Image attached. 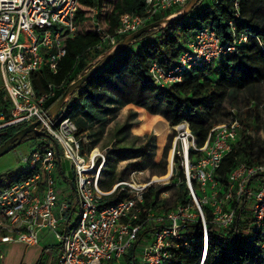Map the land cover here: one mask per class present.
<instances>
[{"label": "built area", "instance_id": "obj_1", "mask_svg": "<svg viewBox=\"0 0 264 264\" xmlns=\"http://www.w3.org/2000/svg\"><path fill=\"white\" fill-rule=\"evenodd\" d=\"M187 2L146 0L141 14L120 15L114 34L103 36L102 41L112 48L157 14ZM78 8L79 0H0V132L38 121L35 129L46 135L21 157L26 175L0 189V244L38 245L40 233L49 230L56 244L43 252L38 264H117L130 248L131 264H167L173 249L197 243L202 249L198 264H203L208 224L216 230L228 229L241 214L254 227L264 261V163L235 165L225 184L217 176L238 140L241 124L235 111L210 130L203 145L186 122L173 127L180 142L179 164L173 167L172 163L169 177L139 182L134 173V178L116 182L109 191L101 184L106 152L87 149V137L78 133L64 108L48 116L46 104L57 87L49 84L47 92L38 94L33 77L42 69L58 72L66 54L65 41L77 31ZM246 41L244 33L222 43L215 31L203 27L187 41L173 68L150 65L152 82L158 88L181 82L184 73L218 61ZM66 161L70 176L61 165ZM58 171L66 180L60 189ZM169 182L176 188L186 184L185 203L168 210L158 208L156 200L145 204L150 188ZM123 191L126 198L116 204L101 203Z\"/></svg>", "mask_w": 264, "mask_h": 264}, {"label": "trees", "instance_id": "obj_2", "mask_svg": "<svg viewBox=\"0 0 264 264\" xmlns=\"http://www.w3.org/2000/svg\"><path fill=\"white\" fill-rule=\"evenodd\" d=\"M145 3L146 0H79L75 19L77 31L65 41L66 54L59 63L58 72L51 74L42 69L33 77V86L38 94L47 92L49 84L57 87L55 96L46 104V111L56 103L77 75L88 67L90 58L94 60L111 49L102 41V37L114 34L120 15H139L145 9ZM262 4L264 0H201L187 16L151 29L124 47L69 98L63 106L66 114L71 116L81 134L94 123L96 114H109L107 108L113 103L112 96L126 103H141L147 97L154 105L160 102L165 105L164 116L170 126L186 122L199 144L203 145L216 125L215 113L226 94L243 91L264 81V26L259 23L256 12ZM180 10L157 14L151 22ZM203 27L215 31L222 43L231 42L234 37L244 33L247 41L236 44L235 52L226 54L218 61L184 73L181 82L169 87H156L149 74L150 65L157 63L167 70L173 68L187 41ZM97 28L100 30L97 31ZM101 45L104 47L101 48ZM2 95L0 99H3ZM18 129L0 132V145ZM42 138L31 133L22 142L33 140L36 143ZM174 162L179 164L177 155L174 156ZM257 162L264 163L252 156L248 139L238 138L217 172L218 180L225 184L227 174L235 165ZM16 171L0 175V189L26 175ZM178 188L180 194L176 197V203H185L186 184L182 182ZM154 192V188L149 189L145 204L152 202L149 198ZM126 196L124 191L114 192L103 198L101 203L116 204ZM208 232L209 242L203 264L264 263L254 227L241 214L230 228L216 230L208 224ZM201 257L200 244L193 243L189 248L173 249L167 264H198ZM132 261L133 248H130L119 263L131 264Z\"/></svg>", "mask_w": 264, "mask_h": 264}, {"label": "rangeland", "instance_id": "obj_3", "mask_svg": "<svg viewBox=\"0 0 264 264\" xmlns=\"http://www.w3.org/2000/svg\"><path fill=\"white\" fill-rule=\"evenodd\" d=\"M256 12L257 17H259V23L264 26V4L259 6ZM98 59L99 57L94 60L90 58L89 61L91 63H88L92 66ZM112 98L113 100L111 101L113 103L107 108L109 114L110 111L119 105L117 104L118 100H122L117 96H112ZM152 103L147 97L144 102H133L132 104L134 105L138 104L145 107L147 112L145 113L144 110L135 107L132 113H138V115H133L134 117L130 116L129 118L132 113L128 112L125 114L123 112L117 119L111 121L110 124H106V126H103L102 121H99V118L105 114L98 113L94 116V126L89 132L90 134H83L87 137L88 142L91 141V144L96 145L99 150L106 152V163L102 173V188L104 190L112 189L116 182L127 180L134 173L137 175L136 178L139 182H146L154 177L163 178L162 176L166 175L168 171L170 156L171 158L173 156V167H177L174 162V156L180 150V142L176 140L177 131L172 126H168L169 123L165 116L159 114L161 117H149V113H156L157 111L161 113V109H165V105L161 102L155 105ZM231 111H235L241 124L238 138L248 139L251 144L252 156L256 160L264 161V81L243 91L227 93L215 113V126L225 123L229 119ZM139 115L141 116L138 117ZM160 121L162 123L166 121L168 124L165 122L164 126H162ZM135 123H139L138 127H134ZM159 125L162 126V130H159ZM124 126L130 128V130L123 129ZM101 128L102 134L100 136L99 129ZM163 129L165 130L163 131ZM88 134L89 136H87ZM30 141L22 142L19 146L0 157V175L16 170L18 174L26 171L25 167L20 164V159L33 148L32 144L34 142L31 143ZM129 149H139L143 153L145 151L153 153L155 150L156 157H159L155 160L156 162L153 161L151 163L146 154L147 152L144 154L141 152L142 155L135 157L130 155L132 152L128 151ZM63 165L68 176H70L69 162H63ZM154 186L155 192L149 199L156 200L158 208L168 210L177 204L176 197L180 194L179 188L174 187L171 182L166 186H162L159 183ZM54 242L53 237L50 235L48 239H43L41 244Z\"/></svg>", "mask_w": 264, "mask_h": 264}, {"label": "water", "instance_id": "obj_4", "mask_svg": "<svg viewBox=\"0 0 264 264\" xmlns=\"http://www.w3.org/2000/svg\"><path fill=\"white\" fill-rule=\"evenodd\" d=\"M201 0H189L183 8L178 13H174L170 16H167L159 21L151 22L137 31L126 35L123 39L119 40L118 43L112 47L107 53L101 55L99 59L92 65L91 69L83 74L81 77H78L73 83H70L65 92L60 96L56 103L47 111L48 116H56L62 109L65 103L69 98L81 87V85L86 82L91 76L96 74L104 65H106L115 55L122 51V49L128 46L136 38L141 36L143 33L155 29L157 27H163L165 25L171 24L173 21L180 19L182 17L190 14ZM38 121L32 123L22 129L16 131L10 138L4 141L0 145V157L4 156L17 146H19L22 140L29 134H36L40 137L46 136L44 132L36 130L35 127L38 125Z\"/></svg>", "mask_w": 264, "mask_h": 264}, {"label": "crops", "instance_id": "obj_5", "mask_svg": "<svg viewBox=\"0 0 264 264\" xmlns=\"http://www.w3.org/2000/svg\"><path fill=\"white\" fill-rule=\"evenodd\" d=\"M100 57V56H99ZM98 58V57H97ZM96 58V59H97ZM91 63V62H90ZM133 102H129V103H126V102H123V100H118V103L117 104H119V105H117V107L114 109V110H112V111H110V114H105L103 117H101V118H99L100 120L99 121H102V123H103V126L105 125L106 126V124H110L111 123V121H113V120H115V119H117L118 117H119V115L121 114V113H123V112H125V114H127L128 112L130 113H132V112H134V108L135 107H138V108H140L141 110H144L145 111V113L147 112L146 111V108L145 107H143V106H141V105H134V104H132ZM159 107H161L160 105H158ZM145 108V109H144ZM156 110V109H155ZM157 111V110H156ZM161 113H159L158 111L156 112V113H149L148 115H149V117H154V116H159V117H161V115L162 116H164V110L163 109H161V111H160ZM159 114H161V115H159ZM133 115H138V113H132V114H130L129 115V118H130V116H132V117H134ZM107 116H109V117H107ZM141 115H139L138 117H140ZM127 117H128V115H127ZM127 117H126V119H127ZM137 118V117H136ZM135 118V119H136ZM94 119V121H95V118H93ZM157 122H159V121H157ZM166 122V121H165ZM165 122L163 121V123H162V121H160V123L162 124V126H164L163 124H165ZM167 123V122H166ZM139 123H135L134 124V127H138L137 125H138ZM168 124V123H167ZM94 126V123L93 124H90V126L88 127V128H86L81 134H85L86 135V133H89V132H91V129H92V127ZM162 126H160L159 125V130H162L161 128H162ZM168 126H170V125H168ZM133 127V128H134ZM103 128V127H102ZM102 128L101 129H99V131H100V136H101V134H102ZM123 129H127V130H130V128H128V127H123ZM122 129V130H123ZM159 130H158V132H159ZM165 129H163V131H164ZM90 134V133H89ZM89 134L87 135V136H89ZM90 140V139H89ZM86 147H87V149H90V148H92V147H96L97 148V146L96 145H94V144H91V141L90 142H88L87 144H86ZM154 148H156V146H154ZM128 151H130V152H132L130 155H133V156H139V155H142L141 154V152L143 153V151L142 150H139V149H129ZM147 151H145L144 153H146ZM155 152V150L153 151V153H146L147 154V156H148V158H149V160L151 161V163L154 161V162H156L155 160L156 159H158V157L159 156H157L156 157V154L154 153ZM140 153V154H139ZM143 153V154H144ZM172 158H173V156H172ZM61 165H62V167H63V170L65 171V169H64V165H63V163H61ZM71 170V169H70ZM59 172V176L61 177V179H60V181H59V189L60 188H62L63 186L65 187V185H66V180L61 176V173H60V171H58ZM66 172V171H65ZM70 174L72 173V171H70L69 172ZM66 174L68 175V173L66 172ZM130 177V176H129ZM132 178H134L133 177V175L131 176ZM130 177V178H131ZM137 175H135V178L134 179H136L137 180ZM62 178L65 180H62ZM129 178V179H130ZM127 179V178H126ZM138 181V180H137ZM102 184H103V179H102ZM111 189V188H110ZM110 189H107V190H110ZM52 236L53 237V235H52V233L49 231V230H44V231H42L41 233H40V236H39V243H38V245H34V246H26V245H24V244H21V243H7V244H0V256H2V258H0V264H38L39 263V260H40V258H41V256H42V254H43V252L47 249V248H49V247H51V246H54L55 244H56V241H55V239H54V237H53V239H54V243H45V244H41V241L43 240V239H48V237L49 236Z\"/></svg>", "mask_w": 264, "mask_h": 264}, {"label": "bare ground", "instance_id": "obj_6", "mask_svg": "<svg viewBox=\"0 0 264 264\" xmlns=\"http://www.w3.org/2000/svg\"><path fill=\"white\" fill-rule=\"evenodd\" d=\"M171 167H172V158H171V156H170V158H169V165H168V171H167V174L164 175V176H162L163 178H161V179H164V178L169 177V175H170V171H171ZM153 180H154V181H158V180H160V178L158 179V177H154Z\"/></svg>", "mask_w": 264, "mask_h": 264}]
</instances>
